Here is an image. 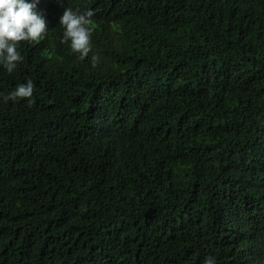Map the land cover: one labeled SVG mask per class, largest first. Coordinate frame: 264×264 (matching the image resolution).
Instances as JSON below:
<instances>
[{
  "label": "trees",
  "instance_id": "obj_1",
  "mask_svg": "<svg viewBox=\"0 0 264 264\" xmlns=\"http://www.w3.org/2000/svg\"><path fill=\"white\" fill-rule=\"evenodd\" d=\"M65 8L93 13L83 60ZM37 10L0 65V264H264V0Z\"/></svg>",
  "mask_w": 264,
  "mask_h": 264
},
{
  "label": "clouds",
  "instance_id": "obj_2",
  "mask_svg": "<svg viewBox=\"0 0 264 264\" xmlns=\"http://www.w3.org/2000/svg\"><path fill=\"white\" fill-rule=\"evenodd\" d=\"M39 2L40 0H0V65L9 73L23 60L18 50L19 42L40 39L46 30V18L37 10ZM92 15L91 10L80 12L65 8L59 17V24L64 29L61 43L67 42L70 50L78 53V59L81 60L91 50ZM91 59L95 64L97 56L93 54ZM33 90L34 83L28 79L18 84L4 99L31 98ZM203 264H216V260L214 257H206Z\"/></svg>",
  "mask_w": 264,
  "mask_h": 264
}]
</instances>
